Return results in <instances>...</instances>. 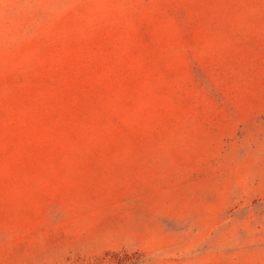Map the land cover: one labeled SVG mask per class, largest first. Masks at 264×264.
Returning a JSON list of instances; mask_svg holds the SVG:
<instances>
[{
    "label": "rangeland",
    "instance_id": "374dc122",
    "mask_svg": "<svg viewBox=\"0 0 264 264\" xmlns=\"http://www.w3.org/2000/svg\"><path fill=\"white\" fill-rule=\"evenodd\" d=\"M0 264H264V0H0Z\"/></svg>",
    "mask_w": 264,
    "mask_h": 264
}]
</instances>
